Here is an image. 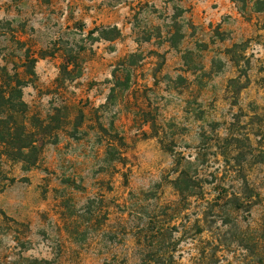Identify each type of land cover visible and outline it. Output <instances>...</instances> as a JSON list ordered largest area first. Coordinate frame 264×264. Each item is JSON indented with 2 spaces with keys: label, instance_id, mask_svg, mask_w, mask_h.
Returning a JSON list of instances; mask_svg holds the SVG:
<instances>
[{
  "label": "rangeland",
  "instance_id": "rangeland-1",
  "mask_svg": "<svg viewBox=\"0 0 264 264\" xmlns=\"http://www.w3.org/2000/svg\"><path fill=\"white\" fill-rule=\"evenodd\" d=\"M28 55L60 128L3 164L0 264H264V0H0Z\"/></svg>",
  "mask_w": 264,
  "mask_h": 264
},
{
  "label": "trees",
  "instance_id": "trees-1",
  "mask_svg": "<svg viewBox=\"0 0 264 264\" xmlns=\"http://www.w3.org/2000/svg\"><path fill=\"white\" fill-rule=\"evenodd\" d=\"M103 38L113 40L116 37ZM26 58L24 74L29 79H23L20 72L10 73L7 67H0V193L7 183L15 180L9 177L3 164L6 161L21 163L26 170L37 167L45 144L56 136L60 128L52 121L31 113L24 100L23 89L36 76L37 62L29 55Z\"/></svg>",
  "mask_w": 264,
  "mask_h": 264
}]
</instances>
